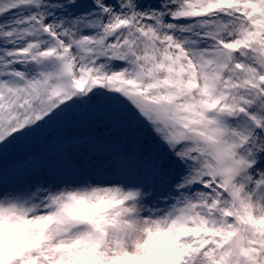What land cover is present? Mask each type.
I'll list each match as a JSON object with an SVG mask.
<instances>
[{
    "label": "snow or ice",
    "instance_id": "6c2138e0",
    "mask_svg": "<svg viewBox=\"0 0 264 264\" xmlns=\"http://www.w3.org/2000/svg\"><path fill=\"white\" fill-rule=\"evenodd\" d=\"M0 264H264V0H0Z\"/></svg>",
    "mask_w": 264,
    "mask_h": 264
}]
</instances>
